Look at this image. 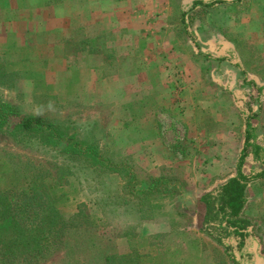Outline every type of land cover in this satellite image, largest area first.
<instances>
[{"label": "rangeland", "instance_id": "rangeland-1", "mask_svg": "<svg viewBox=\"0 0 264 264\" xmlns=\"http://www.w3.org/2000/svg\"><path fill=\"white\" fill-rule=\"evenodd\" d=\"M133 1L125 7L129 18L124 13L113 31L104 26L96 39L95 18L85 16L83 0V28L72 39H83V57L77 56L83 66L65 73L64 83H51L55 89L49 83L16 86L0 61V101L96 145L135 175L134 189L127 188L116 174L29 145L23 135L17 142L11 127L1 130L6 202L20 204L18 191L36 185L55 197L64 233L41 258L24 259L0 231V264H168L173 253L187 264H226L216 241L220 230L204 222L201 198L213 188L203 183L207 173L213 177L205 155L229 135L239 142L247 122L264 147V0ZM103 21L102 14L100 34ZM72 73L83 83L72 82ZM238 159L239 150L233 162L225 161L230 172L219 177L236 174ZM243 169L255 170L253 161ZM153 182L148 199L134 194ZM253 186L244 217L264 254V190ZM153 224L165 232H153L147 226Z\"/></svg>", "mask_w": 264, "mask_h": 264}, {"label": "trees", "instance_id": "trees-1", "mask_svg": "<svg viewBox=\"0 0 264 264\" xmlns=\"http://www.w3.org/2000/svg\"><path fill=\"white\" fill-rule=\"evenodd\" d=\"M199 4L200 2H195L193 7ZM203 6L207 7V5ZM4 74L1 69L0 80ZM20 113L17 108L1 100L0 131L11 127L9 136L13 140L17 142L23 140V137H19L23 135L28 139L29 145L36 144L51 149L66 160L82 161L83 166L97 170L101 174H116L121 180L127 181L125 183L127 188L134 189L135 175L127 165L115 164L105 157L96 145L79 142L73 135L63 132L64 129L60 132L54 124L47 123L44 119L23 116ZM254 131L247 122V138L237 162V175L219 187L215 193H208L201 198L206 210L204 222L209 228L220 230V237H217L216 241L224 248L226 256L234 264H239L241 253L247 249L254 238L249 221L241 216L246 204L247 187L264 177V148L257 145L254 142L255 139L253 143H250V140L254 138ZM248 152H251L260 163L262 167L260 172L249 175L242 172L244 158ZM153 183L141 192L133 190L134 194L139 193L140 196L148 199L152 195V187L156 185L155 182ZM38 188L35 185L34 188L20 189L17 193L21 199L20 204L7 203L5 193L0 192V231L9 236L13 244L19 247L18 250L23 252L24 259L41 258L44 251L49 250L53 243H57L59 236L64 233L63 216L53 204L55 197L47 192L39 191ZM145 206L153 207L149 201H146ZM11 256L16 258L17 253L3 255L2 259L6 260ZM113 258L125 259L123 256ZM4 264H9V261H5Z\"/></svg>", "mask_w": 264, "mask_h": 264}, {"label": "crops", "instance_id": "crops-1", "mask_svg": "<svg viewBox=\"0 0 264 264\" xmlns=\"http://www.w3.org/2000/svg\"><path fill=\"white\" fill-rule=\"evenodd\" d=\"M133 5V0H85V16L95 18V26L92 27V31L96 32L94 38L100 39L103 37L101 35L104 26L107 30L113 31L120 22H117V19L119 17L121 19L124 13L129 18L130 14L126 9ZM119 6L121 7L119 8ZM125 7L127 8L125 9ZM102 14L105 21L102 22L104 25H102L100 34ZM83 16V0H0V61L6 65V72L13 74V77H15L14 83H17L16 86L30 85L31 83H34V85L35 83H49L50 85L47 86L55 89V84L52 85L51 83H64L65 73L79 70V66H83V62L79 60L83 57V39L79 37L81 40L78 44L73 43L72 40L78 37L74 34L80 33L81 28H83ZM77 56H79V59ZM70 76H72V82L83 83V79H78L73 76V73ZM39 85L44 86L43 84ZM253 134L254 138L250 140V143H253L255 139V143L263 147L255 138V133ZM227 138L226 144H218L219 148L213 147V151L207 148L204 166L206 170L209 169L208 172L212 170L210 174H213V177H206L207 173L204 176L203 183L208 180L206 184H213L211 186L213 188L208 191L210 193H215L219 187L237 175V173H233L227 179L219 177L221 174L225 175L230 172L226 170L229 165L225 161H231L230 159L234 158L237 150H239L240 158L247 138L246 129L244 134L239 137V142L235 141L232 135ZM213 143H216V141ZM212 152L214 153L211 154ZM216 155L222 156V160L219 162L215 160ZM252 161L255 170L250 173H258L262 170L260 163L256 161L253 154L248 152L241 169L245 175L250 173L247 174L248 170L243 169L244 163ZM196 168L197 166L193 169L190 168V170ZM216 168H219V170L217 172L213 171ZM250 186H257L258 190H264V177L248 185L246 204L241 212L242 218H245L247 191ZM147 226L153 232H165L157 229L158 224ZM143 230L147 231L148 229L144 228ZM254 239L258 240L257 237H254L249 246ZM259 244L261 254L264 256L260 241ZM247 249L241 253L239 264L251 260V255L246 254ZM224 251L223 248L222 252L226 264H234ZM183 257L184 255L180 253H173L168 259V264H187L182 260ZM222 264H224V261H222Z\"/></svg>", "mask_w": 264, "mask_h": 264}, {"label": "water", "instance_id": "water-1", "mask_svg": "<svg viewBox=\"0 0 264 264\" xmlns=\"http://www.w3.org/2000/svg\"><path fill=\"white\" fill-rule=\"evenodd\" d=\"M246 254L251 255V260L243 264H264V256L261 254L260 244L257 239L253 240L252 244L246 250Z\"/></svg>", "mask_w": 264, "mask_h": 264}, {"label": "flooded vegetation", "instance_id": "flooded-vegetation-1", "mask_svg": "<svg viewBox=\"0 0 264 264\" xmlns=\"http://www.w3.org/2000/svg\"><path fill=\"white\" fill-rule=\"evenodd\" d=\"M248 258H249V257H248ZM248 258H247V259H248Z\"/></svg>", "mask_w": 264, "mask_h": 264}]
</instances>
